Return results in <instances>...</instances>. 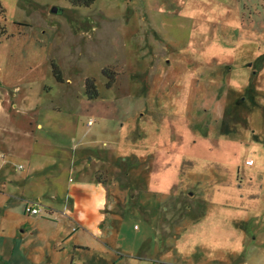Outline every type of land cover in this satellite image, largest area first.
I'll list each match as a JSON object with an SVG mask.
<instances>
[{
	"label": "rangeland",
	"instance_id": "rangeland-1",
	"mask_svg": "<svg viewBox=\"0 0 264 264\" xmlns=\"http://www.w3.org/2000/svg\"><path fill=\"white\" fill-rule=\"evenodd\" d=\"M0 28V169L25 180L0 195V264H264V0H0ZM91 156L142 196L112 213L94 190L64 218ZM187 156L209 161L191 183L156 177Z\"/></svg>",
	"mask_w": 264,
	"mask_h": 264
},
{
	"label": "crops",
	"instance_id": "crops-1",
	"mask_svg": "<svg viewBox=\"0 0 264 264\" xmlns=\"http://www.w3.org/2000/svg\"><path fill=\"white\" fill-rule=\"evenodd\" d=\"M37 130L42 131L43 130V126L41 123L37 124ZM25 139L27 140L28 138V148L25 149V151L21 150V153H19V156H21V154H24L25 156V161L28 163L27 166H33V160H32V146H34L36 144V140L34 136V133H24ZM34 150V149H33ZM46 151V150H44ZM93 151V150H92ZM91 151V152H92ZM144 152H148L147 149H143ZM12 151H8L9 156L11 157L14 156V154L11 153ZM41 152V151H40ZM90 152V153H91ZM110 153V152H109ZM48 153L42 152L40 155L38 154V157L36 159V161L38 162L40 159L42 160H47L49 159V155H47ZM111 154V153H110ZM115 154V151L113 150V153ZM17 157V156H15ZM65 158V157H64ZM62 156H56L55 159L53 160L55 162V160H59L60 162H62V159H64ZM74 158H76V155L74 156V154L72 155V157L70 158L71 161L74 160ZM77 159V158H76ZM67 161V158L64 159V162ZM110 162V161H109ZM209 161H204L203 159H199L193 156H187L185 157L182 161L178 160V162L176 163L177 165H170L167 168L164 169H158V171L155 173L156 177L159 179L160 177L162 178V182L164 181H173L175 180V184L176 185H180L182 183L184 184H189L192 182V177L191 173H196V172H200V171H206L205 168L207 167ZM100 164V159L99 156H91V158L88 159V164L81 166L84 168H88L87 173L84 175L86 177V180L81 181L79 183H77L76 185L79 187H77V191L73 194V196H71V191L69 190L68 193L66 194V207L64 209V212H59L60 215H62V217L64 218H68V210L67 207H70V209H72L71 211H76V209L79 208V205L82 204V202H86L85 199H87V202L91 200L90 195L93 194L94 190H96V195L93 199V201H95L96 203H94L97 207H99L98 209H100L103 205L106 206L107 204L110 205L109 209L112 211V213H114L117 208V194H118V189H122L123 191H121L122 195H123V202H126V199L129 195H131L130 200L133 201L137 198V195H139V198L142 196V192L143 191H137V193H133L134 189L128 186H118V185H108L106 183L107 178H103L100 176V170L96 167V165ZM6 165V167H5ZM94 166V169H90L91 166ZM254 165V163H253ZM252 165V166H253ZM183 166V167H182ZM11 166L7 163H4L3 166L0 169V195L3 196V198L5 199V202L3 203V207L4 209H6V207L8 206V201L9 200H13L14 203L17 202L19 199H21V191L19 186L25 185V180L19 176H14L11 173H7L6 175L5 172L6 171H10ZM90 169V170H89ZM83 169L81 168V171ZM113 172V171H112ZM226 172V171H225ZM228 175V173H226ZM128 176V175H127ZM26 177H29V171L26 174ZM170 178V179H166ZM229 177V175H228ZM235 182H237L235 180ZM181 191V190H180ZM177 192L174 194V196H171L169 194L165 195L168 197H171L172 199L170 200V203L173 200H180V198L182 197L183 194H180L182 192ZM111 192V193H110ZM37 201L38 202H43V197H47V199H51V200H55L56 198H59V194L56 192L54 193L52 196L49 195H44L42 191H38L37 192ZM191 196V194H189ZM47 203V207L52 210L55 211L56 207L53 206L52 204H49V202ZM173 203V202H172ZM172 205V204H171ZM180 205H184V204H180ZM24 207L26 206L25 204L23 205ZM61 206V205H60ZM23 207V211L24 208ZM81 207H84L81 205ZM85 208V207H84ZM120 209V207H119ZM144 209H148L147 207L144 206ZM181 212L182 210H184L185 212H189L191 210V207L184 205L182 208H180ZM73 216V213H72ZM70 217V216H69ZM178 218H182L181 214L180 216H178ZM79 225H83V228H85L86 222H84V220H78ZM100 222L96 224V227L90 231L94 232L97 235H100V239L103 238L102 235V226L100 225ZM93 233V234H94ZM92 234V236H94ZM208 236V235H207ZM99 237V236H97ZM204 237H206V235H204ZM104 239V238H103ZM76 246L77 247H87L86 241H79L76 240ZM104 241V240H103ZM74 243V242H73Z\"/></svg>",
	"mask_w": 264,
	"mask_h": 264
},
{
	"label": "trees",
	"instance_id": "trees-1",
	"mask_svg": "<svg viewBox=\"0 0 264 264\" xmlns=\"http://www.w3.org/2000/svg\"><path fill=\"white\" fill-rule=\"evenodd\" d=\"M73 6H78V7H89L94 0H68ZM3 29L0 28V38L1 36L4 35L5 31H2ZM56 67L53 65V73L58 82H61V79L56 72ZM107 74V73H106ZM108 78V82L112 83L113 82V77L111 75H106ZM109 85V84H108ZM86 94L90 99L96 98L98 96L97 90L95 83L91 80L86 83Z\"/></svg>",
	"mask_w": 264,
	"mask_h": 264
},
{
	"label": "built area",
	"instance_id": "built-area-1",
	"mask_svg": "<svg viewBox=\"0 0 264 264\" xmlns=\"http://www.w3.org/2000/svg\"><path fill=\"white\" fill-rule=\"evenodd\" d=\"M92 124V121H89L87 123V126H91ZM253 165V161L251 159H248L246 161V166H249L251 167ZM41 212L40 209H38L37 207L35 206H31L30 204L26 205L25 209H24V213L25 214H28V215H38L39 213Z\"/></svg>",
	"mask_w": 264,
	"mask_h": 264
},
{
	"label": "water",
	"instance_id": "water-1",
	"mask_svg": "<svg viewBox=\"0 0 264 264\" xmlns=\"http://www.w3.org/2000/svg\"><path fill=\"white\" fill-rule=\"evenodd\" d=\"M63 12L62 8L58 6H52L50 9V13L53 15H61Z\"/></svg>",
	"mask_w": 264,
	"mask_h": 264
}]
</instances>
